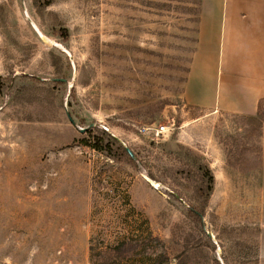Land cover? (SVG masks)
Returning a JSON list of instances; mask_svg holds the SVG:
<instances>
[{
	"label": "rangeland",
	"instance_id": "374dc122",
	"mask_svg": "<svg viewBox=\"0 0 264 264\" xmlns=\"http://www.w3.org/2000/svg\"><path fill=\"white\" fill-rule=\"evenodd\" d=\"M200 4L0 0V264H264V103L186 102Z\"/></svg>",
	"mask_w": 264,
	"mask_h": 264
},
{
	"label": "crops",
	"instance_id": "0c3cea01",
	"mask_svg": "<svg viewBox=\"0 0 264 264\" xmlns=\"http://www.w3.org/2000/svg\"><path fill=\"white\" fill-rule=\"evenodd\" d=\"M184 96L207 113L257 114L264 101V0H201Z\"/></svg>",
	"mask_w": 264,
	"mask_h": 264
},
{
	"label": "trees",
	"instance_id": "16d2710c",
	"mask_svg": "<svg viewBox=\"0 0 264 264\" xmlns=\"http://www.w3.org/2000/svg\"><path fill=\"white\" fill-rule=\"evenodd\" d=\"M263 103L264 101L260 102L258 112L260 111V108ZM85 133L89 134V138L82 140L81 143L83 146L89 147L101 154L106 155L107 157H113L112 153H113L114 147L117 146L118 150L122 151L123 154H126L127 156H129L126 150L117 142V140L111 137L109 134L104 133L102 135H95L90 129L86 130ZM129 158L131 159L130 156ZM198 169L203 174V178L207 182L208 191H212L213 185H214V176L212 175L211 171L209 170L208 167H203V166H199ZM123 245H126V246L130 245V242H123ZM151 261H153V259L151 260L149 259L148 263Z\"/></svg>",
	"mask_w": 264,
	"mask_h": 264
},
{
	"label": "water",
	"instance_id": "95a60500",
	"mask_svg": "<svg viewBox=\"0 0 264 264\" xmlns=\"http://www.w3.org/2000/svg\"><path fill=\"white\" fill-rule=\"evenodd\" d=\"M54 81H60V80H54ZM74 124V123H73ZM87 129L81 130L82 132H85ZM122 146L125 148L126 152L128 153V155L134 160L137 161V158L135 157V155L133 154V152L126 146V144H124L122 141H119Z\"/></svg>",
	"mask_w": 264,
	"mask_h": 264
},
{
	"label": "built area",
	"instance_id": "2783aa9c",
	"mask_svg": "<svg viewBox=\"0 0 264 264\" xmlns=\"http://www.w3.org/2000/svg\"><path fill=\"white\" fill-rule=\"evenodd\" d=\"M164 132H165V128L162 127V128H161L160 130H158L156 133H157V135L159 136V135H162Z\"/></svg>",
	"mask_w": 264,
	"mask_h": 264
}]
</instances>
